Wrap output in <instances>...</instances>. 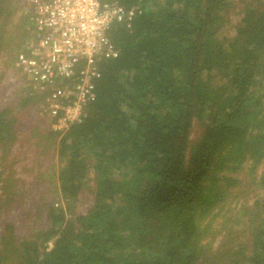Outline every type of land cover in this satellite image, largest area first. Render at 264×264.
<instances>
[{
	"label": "trees",
	"instance_id": "obj_1",
	"mask_svg": "<svg viewBox=\"0 0 264 264\" xmlns=\"http://www.w3.org/2000/svg\"><path fill=\"white\" fill-rule=\"evenodd\" d=\"M101 1L142 12L113 26L118 55L81 121L28 140L43 95L21 84L0 101V264H264V0ZM16 2L0 0V83L27 33ZM23 139L62 162L53 190L39 158L28 184L14 177Z\"/></svg>",
	"mask_w": 264,
	"mask_h": 264
},
{
	"label": "built area",
	"instance_id": "obj_2",
	"mask_svg": "<svg viewBox=\"0 0 264 264\" xmlns=\"http://www.w3.org/2000/svg\"><path fill=\"white\" fill-rule=\"evenodd\" d=\"M142 9L117 1L27 0L28 38L16 52V68L43 96L40 111L53 130L79 122L96 99L101 60L118 49L110 32L115 24L129 27Z\"/></svg>",
	"mask_w": 264,
	"mask_h": 264
},
{
	"label": "rangeland",
	"instance_id": "obj_3",
	"mask_svg": "<svg viewBox=\"0 0 264 264\" xmlns=\"http://www.w3.org/2000/svg\"><path fill=\"white\" fill-rule=\"evenodd\" d=\"M27 0H17L16 3H14L15 6V11H14V16H13V20H11V26L15 25V27L17 25L22 26L21 30L26 29V25L27 22L24 19L25 13V5H26ZM236 11V10H235ZM230 18L232 21H235L237 19V15L236 14H230ZM227 32L229 34H233L234 31L231 28L227 29ZM28 38V32L26 33V35L21 36V37H13L12 41H11V45H15V44H20V46L24 43V41ZM1 70V68H0ZM17 70V71H16ZM13 70V69H9L7 70L5 77L2 79L1 83H0V91H1V95H0V101L1 103H5L8 101L13 102L14 101V92H16V90L18 89V86H20L21 84H24L26 86H28V81L25 78V76L18 70ZM29 94H31V91L29 90ZM39 105V104H38ZM37 105V106H38ZM25 108L27 110H25V114L27 112L28 115V120H23L21 121V127L19 128L20 132L19 134H24L25 138H27L29 140L28 137V129H30L31 127H33V124L35 126H38L39 129L41 130L42 127L47 126L48 124V119L46 118L45 115H43L40 111V109H38V107H31L29 108V106H25ZM24 115V114H23ZM34 129V127H33ZM29 141H26L25 139L20 140V141H16L14 143H12L11 145V159H8V162L13 161V173L15 174L14 177L19 178V179H25L27 184L29 182V161H31L33 158H36V160L41 161V173H44L43 175V180L47 181V185L46 188L47 190L51 191L54 189V187L56 186V174H57V170L58 168L61 167L62 162H60L57 158H51L48 155H50L49 153L52 152L51 149H46L45 151H42L43 153H38L35 150H31L33 149V147L31 148L30 145H28ZM37 152V154H36ZM8 173V170L6 169L4 171V175ZM20 183V182H18ZM20 188H22V185H17ZM28 186V185H26ZM92 189L94 191V187H93V181L90 182L89 187H87V189L82 190L81 193H79L78 197L76 200H73L71 205V212H75V213H85L89 206H91V204L93 203V196H92ZM69 205V206H70ZM13 214V212H11ZM69 214V212L67 213ZM13 217V219H15V215L11 216ZM11 219V218H10ZM219 238H217L214 242V245L217 244Z\"/></svg>",
	"mask_w": 264,
	"mask_h": 264
}]
</instances>
